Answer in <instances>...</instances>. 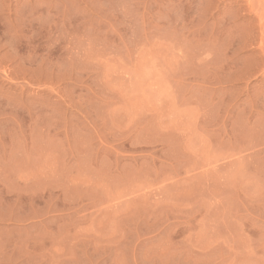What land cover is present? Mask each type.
<instances>
[{"label":"rangeland","instance_id":"374dc122","mask_svg":"<svg viewBox=\"0 0 264 264\" xmlns=\"http://www.w3.org/2000/svg\"><path fill=\"white\" fill-rule=\"evenodd\" d=\"M214 170L264 195V0H0V264L53 177ZM244 230L204 264H264Z\"/></svg>","mask_w":264,"mask_h":264},{"label":"crops","instance_id":"0c3cea01","mask_svg":"<svg viewBox=\"0 0 264 264\" xmlns=\"http://www.w3.org/2000/svg\"><path fill=\"white\" fill-rule=\"evenodd\" d=\"M89 180L58 175L41 193L40 206L64 209L26 225L37 229L38 264H204L221 258V245L237 244L236 228L246 244L264 242V195L238 187L229 172Z\"/></svg>","mask_w":264,"mask_h":264}]
</instances>
